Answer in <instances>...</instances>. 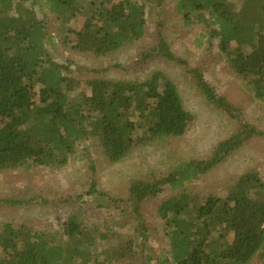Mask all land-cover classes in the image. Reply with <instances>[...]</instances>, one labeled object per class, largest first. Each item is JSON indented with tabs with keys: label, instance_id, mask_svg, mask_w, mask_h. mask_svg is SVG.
Wrapping results in <instances>:
<instances>
[{
	"label": "trees",
	"instance_id": "obj_1",
	"mask_svg": "<svg viewBox=\"0 0 264 264\" xmlns=\"http://www.w3.org/2000/svg\"><path fill=\"white\" fill-rule=\"evenodd\" d=\"M29 0H0V175L18 170L67 167L78 144L96 139L115 165L135 151L182 139L193 122L177 85L162 72L144 82L94 79L81 82L70 64L50 55L46 21ZM164 0H43L75 37L71 51L98 59L115 57L144 40L147 13ZM186 28L200 27L199 47L215 41L246 91L264 104V0H178ZM80 27V28H79ZM156 45L140 63L161 58L185 68L197 92L235 123V132L205 160L178 163L165 176L134 181L126 202L136 229L132 235L87 227L72 216L56 235L6 223L0 231V264H264V179L252 170L237 178L223 198L188 193L186 186L217 169L246 144L264 138L242 111L216 92L205 73L191 69L172 51L158 25ZM176 193L158 207L168 251L146 254L149 228L142 207L164 191ZM95 208L120 201L87 193ZM83 198L78 197L75 202ZM32 201L1 200L0 206ZM90 204V205H91ZM89 205V204H88ZM118 208V207H117Z\"/></svg>",
	"mask_w": 264,
	"mask_h": 264
},
{
	"label": "rangeland",
	"instance_id": "obj_2",
	"mask_svg": "<svg viewBox=\"0 0 264 264\" xmlns=\"http://www.w3.org/2000/svg\"><path fill=\"white\" fill-rule=\"evenodd\" d=\"M42 1L29 0L26 6L41 10V17L53 38L48 44L50 55L59 64H70L73 76L82 83L78 90L84 89L89 94L90 89L85 87V82L94 79L137 83L146 81L155 72H162L177 85L193 122L182 139L169 145L141 148L115 165L106 161L98 148V141L92 139L77 145L76 153L63 169L37 167L29 172L18 170L0 175L1 200L32 201L29 205H1L0 231L4 224L13 223L15 227L24 225L56 235L70 217L77 216L85 226L95 227L101 232L110 229L132 235L136 229L134 214L126 202H121L127 200L130 185L139 178L165 176L182 161L209 159L215 147L235 132L233 120L206 102L197 92L192 75L184 67L161 58L140 63L142 52H148L156 45L160 21L163 34L176 56L186 60L191 69L205 73L216 92L242 111L247 123L264 130V104L246 91L228 67L217 41L212 48L197 46L200 35L205 31L200 27L184 26L177 9L178 0H164L160 8L148 10L144 40L124 47L115 57L107 59L71 51L74 35L67 33L65 25L47 8L41 7ZM252 170L259 172L264 179V138L249 142L217 169L188 184L186 189L188 193L202 197L213 195L223 198L237 178ZM93 180L97 182L99 192L120 202L95 208L87 195ZM174 194L166 190L142 207L150 235L146 254L154 259L168 251L158 207ZM78 197L83 199L75 202ZM148 264L158 263L153 260ZM253 264H263V260L258 257Z\"/></svg>",
	"mask_w": 264,
	"mask_h": 264
}]
</instances>
